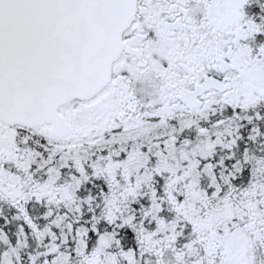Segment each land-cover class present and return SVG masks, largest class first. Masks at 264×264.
<instances>
[{"label": "snow or ice", "instance_id": "1", "mask_svg": "<svg viewBox=\"0 0 264 264\" xmlns=\"http://www.w3.org/2000/svg\"><path fill=\"white\" fill-rule=\"evenodd\" d=\"M0 264H264V0H0Z\"/></svg>", "mask_w": 264, "mask_h": 264}]
</instances>
